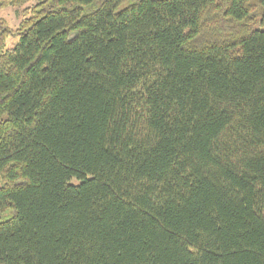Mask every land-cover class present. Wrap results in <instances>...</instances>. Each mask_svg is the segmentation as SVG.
<instances>
[{"label":"trees","instance_id":"obj_1","mask_svg":"<svg viewBox=\"0 0 264 264\" xmlns=\"http://www.w3.org/2000/svg\"><path fill=\"white\" fill-rule=\"evenodd\" d=\"M36 1L0 18V264H264V0Z\"/></svg>","mask_w":264,"mask_h":264},{"label":"rangeland","instance_id":"obj_2","mask_svg":"<svg viewBox=\"0 0 264 264\" xmlns=\"http://www.w3.org/2000/svg\"><path fill=\"white\" fill-rule=\"evenodd\" d=\"M36 0H31L29 3L22 6H7L0 9V18L6 20L8 27L12 30H17L20 26L21 21L24 19L23 10L27 7H31L36 4ZM20 41V37L11 36L7 39L6 48H13Z\"/></svg>","mask_w":264,"mask_h":264}]
</instances>
